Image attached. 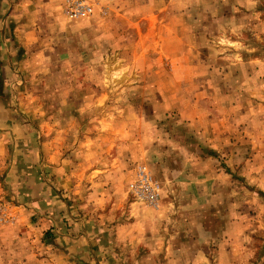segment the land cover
<instances>
[{"label": "rangeland", "instance_id": "obj_1", "mask_svg": "<svg viewBox=\"0 0 264 264\" xmlns=\"http://www.w3.org/2000/svg\"><path fill=\"white\" fill-rule=\"evenodd\" d=\"M9 1L27 46L0 96L65 169L76 212L106 234L139 227L90 264H164L168 241L167 264H264V0H96L78 20L63 0ZM8 164L0 154V264L18 253ZM139 166L156 207L129 193Z\"/></svg>", "mask_w": 264, "mask_h": 264}, {"label": "crops", "instance_id": "obj_2", "mask_svg": "<svg viewBox=\"0 0 264 264\" xmlns=\"http://www.w3.org/2000/svg\"><path fill=\"white\" fill-rule=\"evenodd\" d=\"M10 3L9 0H0V74L10 71L13 56L22 55L21 50L27 46L25 21L21 16L13 17ZM9 82L5 79L0 81V89L5 91L11 85ZM6 102V99L0 96V138L5 143L0 146V154L8 159L12 184L18 188V192L10 196L16 202L17 219L8 230L12 233V247L17 249L18 253L12 252V256L4 259L2 264H16V256H21L19 261L22 257L27 258L26 264H47L51 260L53 264H90L93 249L105 255L106 253L102 254L104 251L117 244V241L113 240L114 230L118 233L116 240H124L122 233L127 235L130 228L134 232L139 231L136 225L120 224L110 234H106L109 231L108 226L97 225L90 214L76 212V208H72L64 199L66 194L63 191L68 192V199L74 196L68 187L71 183L65 169L61 164H54V161L49 159L41 146L38 132L36 134L27 125L25 118L17 119V115ZM58 196L64 201L66 208L59 207L62 204ZM75 215H79V218H73ZM62 220L68 222L67 228L63 230L60 222L62 224L65 221ZM49 228H53L50 232H61L55 236L54 241L46 244L42 237L43 232ZM166 247L169 254L164 259V264L171 263L170 260L174 259L171 258L173 243L168 241ZM181 262L178 264H182Z\"/></svg>", "mask_w": 264, "mask_h": 264}, {"label": "built area", "instance_id": "obj_3", "mask_svg": "<svg viewBox=\"0 0 264 264\" xmlns=\"http://www.w3.org/2000/svg\"><path fill=\"white\" fill-rule=\"evenodd\" d=\"M96 0H63V11L72 20L90 17L94 12ZM160 186L150 172L142 166L135 171V178L129 184V193L150 207H156ZM12 220L7 209L0 205V224Z\"/></svg>", "mask_w": 264, "mask_h": 264}]
</instances>
